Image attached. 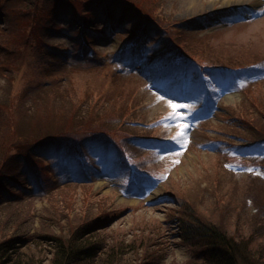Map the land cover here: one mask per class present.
Masks as SVG:
<instances>
[{"label": "rangeland", "instance_id": "rangeland-1", "mask_svg": "<svg viewBox=\"0 0 264 264\" xmlns=\"http://www.w3.org/2000/svg\"><path fill=\"white\" fill-rule=\"evenodd\" d=\"M144 1L158 6L161 22L170 27L144 24ZM223 1L40 0L32 17L15 10L20 0H0L8 9L0 35L6 32L5 40L23 51L18 70L0 75V98L11 87L22 98L55 86L78 101L76 110L103 108L96 111L101 113L111 101L131 109L127 131L133 134L88 137L75 131L26 152V145L17 146L22 129L12 117L1 118L14 126L0 134V155L10 156L22 184L14 195L32 202L13 210L20 209L24 230L42 232L47 215L58 219L67 212L75 223H53L51 233L73 238L75 229H89L95 219L111 247L116 242L107 236L119 232L124 241L162 254L164 264L199 262L200 247L181 237L182 203L195 204L220 229L230 227L237 240L241 232L250 235L253 225L245 217L256 209L248 197L264 202V0ZM13 31L20 39L10 37ZM174 40L194 59L167 51ZM206 62L227 67L206 69ZM72 182L82 184L46 198L52 186ZM5 209L1 225L10 214ZM254 238L263 244L260 234ZM34 247L28 249L35 264H50L55 244ZM134 254L126 259L135 262Z\"/></svg>", "mask_w": 264, "mask_h": 264}, {"label": "trees", "instance_id": "trees-1", "mask_svg": "<svg viewBox=\"0 0 264 264\" xmlns=\"http://www.w3.org/2000/svg\"><path fill=\"white\" fill-rule=\"evenodd\" d=\"M39 6L40 0H20L15 10L33 17ZM141 6L144 10V12L141 11L144 24L155 22L164 28L170 27V25H164L161 22L160 15L157 14L158 6L147 1H144ZM133 8L137 10L138 7L134 5ZM7 10L6 7H0L1 20H5V17L2 16L5 13L4 11L7 12ZM31 27L32 23L28 21L25 25L26 35L29 34ZM5 35L6 32H2L0 35V75L2 76H4L5 70H18L23 52L21 51L22 48L17 50L12 45V40L7 42L4 38ZM10 37L20 39L14 31L10 33ZM24 39L29 40L27 37ZM179 42L181 41L174 40L166 44V50H173L182 60L194 59V56L188 50H184L182 48L183 44ZM204 66L206 69L208 67H227L225 64L212 62H206ZM50 94L54 96L50 97ZM16 99L13 108L9 107L10 103ZM76 103L78 104V101L72 95L55 88V86L38 88L33 92L27 91L22 98H20L19 91L11 87L8 95L0 98V134L5 130L14 131V126H6L1 121L2 117H12L15 120L17 130L22 129L19 136H17L21 140L17 146L26 145L21 150L26 152L30 148L46 142V140L62 137L75 131L88 137L100 135L117 137L118 132L130 133L127 130H131L132 120L127 119L126 116L130 114L131 109H127L123 101H111V108L107 109L108 106L106 105L101 113H96V111L103 108L92 107L91 110H87L88 108L81 107V109L76 110ZM13 134L18 135L16 132ZM6 155H0V196H5L8 193L12 196L6 203L0 202V217L5 212V208L10 212L6 224L1 225L0 223V264H35L33 250L28 248L35 245L34 248L37 249L39 246L51 242L55 244V248L50 264H164L163 255L153 252V250L146 247V244L140 246L143 249L142 254H136V252L141 251L138 243H135L136 241H124L123 235H120L119 232L107 236L116 242L111 247L109 241H104L101 238V235L105 234L103 228L95 229L100 224L95 219V225L89 229L88 227L81 231L79 228L75 229L73 238H69L67 235L65 236L67 239L61 238V236H64L63 231H61V235L51 233L52 231L49 229L52 228L53 223L58 222V227L63 224L75 223L76 216L72 217L67 212L60 214L58 219L54 215H47L48 224L42 232L32 231L31 228L24 230L25 227H23L22 221L19 220L22 214L20 209L15 212L13 210L15 207L32 202H26L14 195L16 191L20 192L22 190V184L14 177V163L10 164V156L6 158ZM81 184L79 182L57 183L52 186L49 193L46 192V198H51L62 190ZM261 194L264 195L263 189ZM257 198V195L248 197L247 203L249 205L253 203L256 209V212L248 210L251 214L247 212L248 215L246 214L245 217L247 224L253 225V231L248 236L241 232L237 235L240 240L229 234L227 229L230 230V227L227 226L226 229L221 227L222 229H220L219 224L201 217L195 209V204L187 207L185 203L180 204L182 217L178 221L182 233L181 237L185 242L200 247L198 252L199 262L190 261L186 264H264V242L259 246L254 238L258 234L261 235V238H264V202L262 204L258 203ZM247 203L245 202L244 205L245 210L249 209ZM27 209L36 213V209L33 211L32 207L28 206ZM28 214L26 213L27 216ZM9 230H12L14 234L9 236ZM224 230H226V233H224ZM47 231L50 233H44ZM93 239H95L94 242H92ZM130 252L135 253V262L126 259V255Z\"/></svg>", "mask_w": 264, "mask_h": 264}, {"label": "bare ground", "instance_id": "bare-ground-1", "mask_svg": "<svg viewBox=\"0 0 264 264\" xmlns=\"http://www.w3.org/2000/svg\"><path fill=\"white\" fill-rule=\"evenodd\" d=\"M232 1H235V0H226V1H223V3H226V4H228V5H230V6H232V5H235V4H230Z\"/></svg>", "mask_w": 264, "mask_h": 264}, {"label": "snow or ice", "instance_id": "snow-or-ice-1", "mask_svg": "<svg viewBox=\"0 0 264 264\" xmlns=\"http://www.w3.org/2000/svg\"><path fill=\"white\" fill-rule=\"evenodd\" d=\"M173 107H175V106H173Z\"/></svg>", "mask_w": 264, "mask_h": 264}]
</instances>
